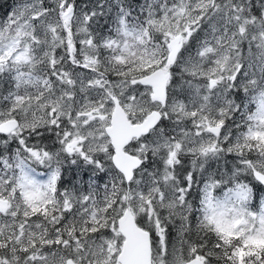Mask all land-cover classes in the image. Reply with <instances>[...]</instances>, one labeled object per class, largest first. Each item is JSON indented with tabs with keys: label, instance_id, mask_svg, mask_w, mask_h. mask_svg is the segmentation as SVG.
Listing matches in <instances>:
<instances>
[{
	"label": "snow or ice",
	"instance_id": "obj_1",
	"mask_svg": "<svg viewBox=\"0 0 264 264\" xmlns=\"http://www.w3.org/2000/svg\"><path fill=\"white\" fill-rule=\"evenodd\" d=\"M0 264H264V0H14Z\"/></svg>",
	"mask_w": 264,
	"mask_h": 264
},
{
	"label": "rangeland",
	"instance_id": "obj_2",
	"mask_svg": "<svg viewBox=\"0 0 264 264\" xmlns=\"http://www.w3.org/2000/svg\"><path fill=\"white\" fill-rule=\"evenodd\" d=\"M8 3L9 4L4 9H0V19H2L4 17V15L7 13L8 9H9V5L14 3V0H9Z\"/></svg>",
	"mask_w": 264,
	"mask_h": 264
},
{
	"label": "trees",
	"instance_id": "obj_3",
	"mask_svg": "<svg viewBox=\"0 0 264 264\" xmlns=\"http://www.w3.org/2000/svg\"><path fill=\"white\" fill-rule=\"evenodd\" d=\"M9 0H0V9H4L9 3Z\"/></svg>",
	"mask_w": 264,
	"mask_h": 264
}]
</instances>
